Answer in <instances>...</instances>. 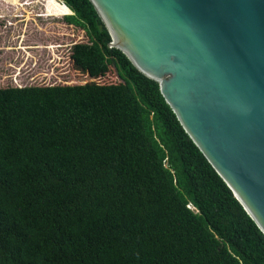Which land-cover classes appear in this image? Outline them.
<instances>
[{
  "label": "trees",
  "instance_id": "1",
  "mask_svg": "<svg viewBox=\"0 0 264 264\" xmlns=\"http://www.w3.org/2000/svg\"><path fill=\"white\" fill-rule=\"evenodd\" d=\"M37 4L22 21L66 17L91 44L73 61L121 83L0 89V264H264L262 230L92 2Z\"/></svg>",
  "mask_w": 264,
  "mask_h": 264
},
{
  "label": "water",
  "instance_id": "2",
  "mask_svg": "<svg viewBox=\"0 0 264 264\" xmlns=\"http://www.w3.org/2000/svg\"><path fill=\"white\" fill-rule=\"evenodd\" d=\"M264 234V0H90Z\"/></svg>",
  "mask_w": 264,
  "mask_h": 264
},
{
  "label": "rangeland",
  "instance_id": "3",
  "mask_svg": "<svg viewBox=\"0 0 264 264\" xmlns=\"http://www.w3.org/2000/svg\"><path fill=\"white\" fill-rule=\"evenodd\" d=\"M38 1L40 0H13L11 5H7L3 0H0V9L13 11L23 18L27 17L34 10H37L38 14H41L39 13V9H42L43 6L37 4ZM65 18H39L35 19V21L34 19L20 21L21 24H24L20 42L23 50L0 51V61L2 64L16 61L18 67L22 68V71L20 70L21 72L12 70L13 72H17L13 75V84H17L18 89L29 86L64 87L87 84L102 86L120 84L121 82L113 68H108L107 70L104 68L100 74L101 76L91 78L87 71L81 69L73 61L75 46L91 44L85 31L68 24ZM1 21L7 27L9 22L7 20ZM36 23H39V28L35 26ZM52 42L54 45L51 47L49 45ZM4 43H9V46L12 44L10 39H7L6 41L0 42V46L3 47ZM38 45L44 47L49 46L51 48L47 49L51 50H38L36 48ZM25 76H27L26 80H29L31 83L30 85L17 83V80L19 81L20 78ZM192 209L195 210L194 207Z\"/></svg>",
  "mask_w": 264,
  "mask_h": 264
},
{
  "label": "crops",
  "instance_id": "4",
  "mask_svg": "<svg viewBox=\"0 0 264 264\" xmlns=\"http://www.w3.org/2000/svg\"><path fill=\"white\" fill-rule=\"evenodd\" d=\"M36 11V10H35ZM36 13H38V11H36ZM0 15H4V16H0V29H1V33H0V42L6 41L7 39H10V41L12 42V45L9 46V43H4V46L1 47L0 46V51H19V50H23L22 45H20L21 42V37H22V30L24 29V24H21L20 21H22V18H18V17H14V15L12 13H9L8 10L5 9H0ZM41 19V17H32L31 20L34 19ZM1 20H7L9 23L6 27V24L3 23V21ZM27 21V20H26ZM12 22V23H11ZM12 24V25H9ZM22 25V26H21ZM36 27L39 28V23H36L35 25ZM44 29V28H43ZM12 39V40H11ZM41 43V42H38ZM53 42L49 45L52 47ZM44 47V46H36V48L38 50H51V49H47V48H51V47ZM51 52V51H49ZM55 57V56H54ZM16 61L13 62H9V63H4L2 64L0 61V89H7V88H19L18 86H16L17 84H13L12 79H13V75H15L17 72H13L12 70H17L19 72L22 71L21 67H18V65L16 64ZM24 65V64H22ZM21 70V71H20ZM27 76L20 78V80H17V83H25L26 85H30L31 83L29 82V80H26ZM27 88H30L27 87ZM22 89V88H20Z\"/></svg>",
  "mask_w": 264,
  "mask_h": 264
},
{
  "label": "clouds",
  "instance_id": "5",
  "mask_svg": "<svg viewBox=\"0 0 264 264\" xmlns=\"http://www.w3.org/2000/svg\"><path fill=\"white\" fill-rule=\"evenodd\" d=\"M23 89V88H22ZM192 207H194V206H191V209H192ZM195 209V208H194Z\"/></svg>",
  "mask_w": 264,
  "mask_h": 264
}]
</instances>
